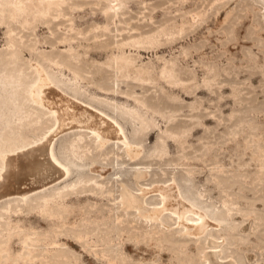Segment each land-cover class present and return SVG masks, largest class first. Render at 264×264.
Instances as JSON below:
<instances>
[{
    "label": "rangeland",
    "instance_id": "1",
    "mask_svg": "<svg viewBox=\"0 0 264 264\" xmlns=\"http://www.w3.org/2000/svg\"><path fill=\"white\" fill-rule=\"evenodd\" d=\"M39 67L67 172L7 179L0 264H264V0H0V168L54 126Z\"/></svg>",
    "mask_w": 264,
    "mask_h": 264
},
{
    "label": "bare ground",
    "instance_id": "2",
    "mask_svg": "<svg viewBox=\"0 0 264 264\" xmlns=\"http://www.w3.org/2000/svg\"><path fill=\"white\" fill-rule=\"evenodd\" d=\"M17 5L18 4L16 3V6ZM38 69L41 71V75L37 84L34 85L31 91L37 96L40 101H42V97L40 95L41 91L46 90L44 93L45 95L43 102H45L46 99V102H48L54 109V126L47 132V134H45L40 139L41 141L37 149H34L35 151L33 153L31 152V154H28V156H26L25 158V161L21 163V165L17 163V158L19 155H11V152L3 155V161L0 168V196L14 191H21L20 193L25 195V193L32 189V187L28 188L29 186L27 188L23 187L24 189H21L20 187L15 186L14 184V186L9 187L11 183L10 180L7 179L11 176L14 178L16 183H19L20 179L22 180L24 178L23 180H27L26 183H30L32 185L34 184L35 186V184L43 185L46 182L48 183L47 180H53L59 176L66 174L67 172L66 168L61 165V163L55 156L52 146L56 134L62 131L63 129H66L71 126L68 121V115L70 112L69 99L56 92V89L51 86L50 80L43 73L42 69L40 67ZM99 114L97 112V115ZM101 115H99L98 120H88L89 117L84 111L82 113H76L74 119H77L80 125H86L90 127L92 131L96 134V136L101 138V140H106L108 137H115L121 139L124 143H128V140L121 124L114 117L109 119L107 116L103 117ZM129 150L130 152L133 151L130 147ZM12 167L14 168V170ZM123 198L127 204H133L137 201L134 197H132V195L125 194L123 195ZM175 199L176 198H174V200ZM169 205L173 209L179 211H184L186 209V207H183L186 206L184 205V203H171V201L169 200ZM144 214L150 217H154L158 215V211L151 210L148 211L147 214L144 212Z\"/></svg>",
    "mask_w": 264,
    "mask_h": 264
}]
</instances>
